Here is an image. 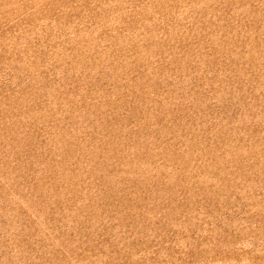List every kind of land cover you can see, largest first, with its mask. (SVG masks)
<instances>
[{
	"label": "rangeland",
	"instance_id": "rangeland-1",
	"mask_svg": "<svg viewBox=\"0 0 264 264\" xmlns=\"http://www.w3.org/2000/svg\"><path fill=\"white\" fill-rule=\"evenodd\" d=\"M0 264H264V0H0Z\"/></svg>",
	"mask_w": 264,
	"mask_h": 264
}]
</instances>
